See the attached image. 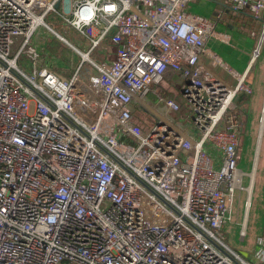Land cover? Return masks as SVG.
<instances>
[{
  "label": "built area",
  "instance_id": "1",
  "mask_svg": "<svg viewBox=\"0 0 264 264\" xmlns=\"http://www.w3.org/2000/svg\"><path fill=\"white\" fill-rule=\"evenodd\" d=\"M194 1L0 0V264H235L221 249L264 264V237L247 261L223 233L244 190L237 99L253 94L264 38L245 72L232 69L206 50L230 42L219 29L226 11H186ZM221 1L264 22V0ZM57 3L91 40L88 52L71 45L82 62L69 81L47 66L49 55L39 64L31 44ZM17 38L23 46L12 56ZM103 45L117 56L99 64L91 54L103 55ZM23 52L37 58L31 75L18 65ZM168 69L184 81V105L158 92ZM132 101L157 119L147 136L133 130ZM158 109L191 115V127ZM263 141L264 101L255 162Z\"/></svg>",
  "mask_w": 264,
  "mask_h": 264
},
{
  "label": "rangeland",
  "instance_id": "2",
  "mask_svg": "<svg viewBox=\"0 0 264 264\" xmlns=\"http://www.w3.org/2000/svg\"><path fill=\"white\" fill-rule=\"evenodd\" d=\"M185 10L201 15H208V10H210L211 14L208 15L209 17H218L220 15V11H226L227 18L221 20L219 25L229 27L231 26V24L238 22L241 25H248L243 26L244 29L246 27H250L248 31H244L243 29L244 32L239 33L243 37L251 39L250 34H254V32H258L257 37H259V34L261 36L263 28L262 22L256 21L252 16H249L247 13L241 14L234 12L230 6L226 5L221 0H217V2L196 0L190 3ZM62 12L63 11L60 8L58 11L49 14L46 18L47 26L41 27L37 31L36 35H34V37L31 39V44H34L36 49L43 53V55H39L38 59L31 55H28L26 52H23L20 55L18 59V65L20 69L25 73L29 75L33 73L34 67L36 65V59L39 64L44 65V56L46 57V55H49L48 57H52V60L55 61L54 65L51 61H49L47 66L51 65L52 71H54L55 74L64 81H69L72 77V74L81 65V55L71 45L79 48L82 52H88L90 50L91 44L90 37L82 36L72 30V28H70L66 23L65 18L62 16ZM249 30L251 31L250 34H248ZM55 33L64 36L68 42L59 38L58 35ZM23 41L24 40L20 38L16 39V43L11 49L12 56H17L18 52L23 46ZM213 44H215V42L210 43L207 46L206 50H209L208 48H213ZM232 48L235 49L236 46ZM101 50L104 53L103 55H99L98 51H94L91 54V57L99 64L105 62H112V60L116 59V47L110 48L107 45H103ZM226 72L227 71H221L222 75L227 74V77L225 79L231 83H236L235 79H233L232 76ZM183 83V79L180 78V76L176 75L172 78L171 81L162 82L160 86L164 90V94L166 97L178 101L179 103L184 105L185 99L183 97ZM145 101L150 106L155 105V100H152L150 97L146 98ZM130 107L132 108V110H135L133 130L142 135L147 136L149 131L157 123L155 115L151 111L143 109L137 101H132ZM158 110L162 113V115L167 117L171 122L180 126L182 129L187 130L191 127V115L185 117L184 112L180 113L174 111H165L164 109ZM239 156V170H241L245 174L250 173L252 169L251 166L253 165L252 157H250V155H246L244 149L241 148L239 151ZM263 164L264 160L262 158L260 159V165L258 167L256 175L257 184L254 192V197H252V208L249 212L247 220V238L245 240H242L240 236L244 217V200L246 198V193L243 191H241L242 193H240V191L237 193V197L234 202L232 219L226 224L223 229L227 245L247 261H250V258L254 256L257 249L260 248L261 238L264 237ZM243 179V186L246 187L249 184V177L244 175ZM240 197L241 201H239Z\"/></svg>",
  "mask_w": 264,
  "mask_h": 264
},
{
  "label": "crops",
  "instance_id": "3",
  "mask_svg": "<svg viewBox=\"0 0 264 264\" xmlns=\"http://www.w3.org/2000/svg\"><path fill=\"white\" fill-rule=\"evenodd\" d=\"M208 2V1H207ZM208 15L211 14L210 10H208ZM204 15V16H208ZM209 17V16H208ZM264 17V15H263ZM259 22V21H258ZM264 22H262V32L261 36L259 34V37H257L258 32H254L250 34V30L248 34H250V38L243 37L240 35L238 31L234 30L233 25L229 27H224L222 25H219V29L222 32H227L231 34V40L229 43H221L218 41H213L215 44H213V48H208L212 53L217 54L222 60L228 63V65L232 68L237 70L240 73L245 72L251 62L252 52L254 48L257 47V45L260 43L262 34L264 33ZM248 26V25H243ZM250 27H246L244 31H248ZM247 29V30H246ZM242 31V32H244ZM212 43V42H211ZM210 44V43H209ZM236 46L235 49L232 47ZM238 46V47H237ZM206 62H208L207 57L204 58ZM113 61V60H112ZM221 71L225 72L223 69H217L216 72L219 73L222 77L226 78L227 74L222 75ZM174 73V71H173ZM228 73V72H226ZM176 76V73H174ZM229 74V73H228ZM230 75V74H229ZM233 78V77H232ZM228 81V80H227ZM251 81L253 86V94L251 96H247L245 94H241L240 97L237 99V105H240L242 109H244L243 112V122H244V131L245 134L243 135V141L241 144V149H244V152L246 155H250L252 157L253 165L251 166L252 169L250 173L245 174V176L249 177V184L244 187V190H237L236 195L234 198L237 197V193L241 191L246 193V198L244 200V217H243V223L242 226L245 225L247 227V220L249 212L252 208V197H254V192L256 189V175L258 171V167L260 165V159L263 158L264 160V141L260 148V153L256 161V153H257V141H258V129H259V118L261 115V109L263 106L264 101V47L262 51V56L260 58V63L258 66L256 64L252 68V75H251ZM246 127V130H245ZM242 158V157H241ZM263 173H264V164H263ZM244 179H242V185H243ZM264 182V177H263ZM264 184V183H263ZM251 191V194H249V191ZM241 201V197L239 199ZM248 201H250V205L247 206ZM234 210V203L232 207V214ZM247 228H246V236L242 238V240H245L247 238ZM241 236V235H240ZM262 240V238H261ZM260 247L261 241H260ZM259 249V248H258ZM257 249V251H258ZM256 251V253H257ZM255 253V254H256ZM253 258V256L250 258V260Z\"/></svg>",
  "mask_w": 264,
  "mask_h": 264
},
{
  "label": "trees",
  "instance_id": "4",
  "mask_svg": "<svg viewBox=\"0 0 264 264\" xmlns=\"http://www.w3.org/2000/svg\"><path fill=\"white\" fill-rule=\"evenodd\" d=\"M263 47H264V45H263ZM261 56H262V54H261ZM261 56H260V58H261ZM260 58L256 61V66H258V64L260 63ZM173 77H175V74L173 73V70L172 69H168V71L166 72V75H165V81H171ZM158 92H159V94H164V90L162 89V87H160L158 89ZM149 97L152 100H156V98H157V96L154 95V94H151Z\"/></svg>",
  "mask_w": 264,
  "mask_h": 264
},
{
  "label": "water",
  "instance_id": "5",
  "mask_svg": "<svg viewBox=\"0 0 264 264\" xmlns=\"http://www.w3.org/2000/svg\"><path fill=\"white\" fill-rule=\"evenodd\" d=\"M60 8V3H57L56 6H55V9L56 10H59ZM263 38H264V33L262 34V38H261V41H260V44L262 43L263 41ZM200 231V230H199ZM201 232V231H200ZM225 254H227L231 259L232 261L235 263V264H241L238 260H236L234 257H232L231 255H229L225 250L221 249Z\"/></svg>",
  "mask_w": 264,
  "mask_h": 264
}]
</instances>
